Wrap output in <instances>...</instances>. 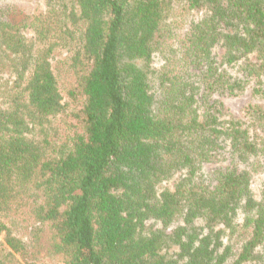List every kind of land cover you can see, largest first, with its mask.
<instances>
[{"label":"trees","instance_id":"1","mask_svg":"<svg viewBox=\"0 0 264 264\" xmlns=\"http://www.w3.org/2000/svg\"><path fill=\"white\" fill-rule=\"evenodd\" d=\"M42 1L0 0V264H264V0Z\"/></svg>","mask_w":264,"mask_h":264},{"label":"rangeland","instance_id":"2","mask_svg":"<svg viewBox=\"0 0 264 264\" xmlns=\"http://www.w3.org/2000/svg\"><path fill=\"white\" fill-rule=\"evenodd\" d=\"M9 2L14 3L17 7V11L22 14H27L32 12L34 9H43V1L42 0H6ZM18 18V17H16ZM252 96L250 93H246L240 97L233 98V99H227L225 100L226 105L228 106L231 116L233 118H239L240 117V111L243 108V106L250 102L252 100ZM209 168V167H207ZM211 168V166H210ZM257 185V184H256ZM254 185L253 188L257 192V186ZM172 186V184L170 185ZM3 235L0 234V247L3 244ZM32 264H56L53 260L50 258H47L46 256H39V259L35 260Z\"/></svg>","mask_w":264,"mask_h":264}]
</instances>
